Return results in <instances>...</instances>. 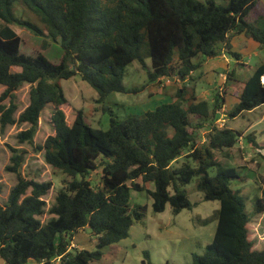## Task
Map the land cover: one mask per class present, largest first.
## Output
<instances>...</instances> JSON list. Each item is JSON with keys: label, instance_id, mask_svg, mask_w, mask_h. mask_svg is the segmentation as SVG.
Instances as JSON below:
<instances>
[{"label": "trees", "instance_id": "trees-1", "mask_svg": "<svg viewBox=\"0 0 264 264\" xmlns=\"http://www.w3.org/2000/svg\"><path fill=\"white\" fill-rule=\"evenodd\" d=\"M258 3L0 0V86L4 87L0 101L8 100L7 105L0 104V127L28 123L30 128L19 132L17 139L32 142L42 111L52 106L54 133L35 148L43 152L53 171L65 175L64 186L49 209L53 216L43 223L39 218L45 213L43 196L52 183L25 179L20 173L23 152L12 149L6 170L15 173L17 181L0 205V263L93 264L104 247L127 238L130 227L142 218L146 208L130 207L131 191H145L154 212L164 211L169 204L177 214L195 205L182 187L198 177L196 189L204 200L218 201L219 208L213 215L217 220L213 239L202 255L192 256V263L264 264V248L254 249L249 238L251 217L264 212V186L248 214L231 188V181L239 178L236 168H223L220 163L244 136L242 131L214 125L224 96L215 94L208 101L190 91L186 98L183 85L171 102L122 120L110 115L108 128L102 129L87 124L82 110L67 123L62 109L67 99L59 82L78 75L103 101L111 93L127 92L124 69L142 56L150 59L148 82L161 78L184 82L223 52L239 60V54L231 50L233 36L242 34L264 48V14L251 22L245 19ZM17 6L30 13L34 23L17 17ZM11 25L42 37L40 51L22 52V38ZM43 37L60 46L59 62L44 55L49 40ZM234 74L235 70L227 72V80L238 82ZM263 78L264 60L239 81L242 88L228 118L264 105ZM24 84L29 85V102L16 119L15 91ZM203 131H207L204 139ZM245 137L251 147L258 148L252 133ZM215 166L219 168L210 176L208 171ZM97 170L100 184L94 187L89 175ZM84 228L96 240L93 251L71 245L73 236ZM144 256L152 264L148 254Z\"/></svg>", "mask_w": 264, "mask_h": 264}, {"label": "rangeland", "instance_id": "rangeland-1", "mask_svg": "<svg viewBox=\"0 0 264 264\" xmlns=\"http://www.w3.org/2000/svg\"><path fill=\"white\" fill-rule=\"evenodd\" d=\"M210 1L217 5H224L228 0ZM14 12L17 17L21 16L34 23L31 14L23 13L21 6H17ZM261 14H264V0H259L258 5L245 19L251 22ZM11 26L22 38V52L32 54L40 51L42 37L36 36L19 25ZM43 38L47 39V37ZM231 50L233 51V48ZM238 52L242 61L230 56L231 61L226 68L224 60L229 57L223 52L225 57L220 55L213 58L209 65L204 64L191 73L184 82L175 78L170 80L162 78L153 83L148 82L147 71L150 69V59L142 56L141 61L134 60L124 69L122 82L127 92L111 93L103 101L98 100L99 96L95 88L81 80L78 75L60 80L67 99V103L62 106L67 123L71 124L75 113L82 110L87 124L107 129L110 115L119 120L128 115H141L162 103L171 102L183 85L187 87L186 98L190 91H194L198 99L208 101H211L215 94L224 96L225 104L222 107L228 114L237 102V95L241 91L242 84L239 81L249 76L255 66L264 60V48L262 47L255 49V52L244 53L242 48ZM43 53L50 61L59 62L62 50L58 44L49 40V47ZM238 62L240 64H237ZM232 70H235L234 77L239 80L238 82L227 80V72ZM3 89L4 87L0 86V95ZM14 101L17 110L13 116L17 119L29 102L28 84H24L15 91ZM183 103L185 105V101ZM0 104L7 105L8 100L0 101ZM51 109L52 106L49 105L42 111L32 142L20 143L17 139L19 132L30 128L28 123L19 122L7 125L3 130L0 127V205L5 203L10 189L17 181V175L6 170V167L11 164L12 149H15L17 152H23L24 160L20 173L25 179L52 183L50 190L43 196L45 213L39 217L43 223L53 216L49 213V209L54 204L57 191L64 186L65 178L61 172L53 171L51 166L44 161L43 152L35 148L43 143L47 136L54 133L50 123ZM224 123L226 127L242 131L244 135L229 150L231 156L221 158L220 163L223 168H236L239 178L231 181V188L238 193L245 205V211L251 214L255 199L261 196V188L264 186V105L243 112L234 118L226 117ZM206 133L207 131L201 132L203 139ZM250 133L259 143L258 148L251 147L246 140L245 136ZM181 161L182 159L175 165H179ZM218 168V166L211 168L208 171L209 175L214 176ZM197 178L193 177L182 187L190 202L195 205L177 214L172 213L169 204L166 205L164 211L156 213L152 208V198L145 191H131L130 207L142 205L146 208L142 218L130 227L127 238L104 247L102 256L94 260L93 264H148L144 253L148 254L152 264H193L192 256L202 255L213 239L217 225V220L213 215L219 208L218 201L203 199L202 193L196 189ZM89 179L94 187L98 186L100 170L92 172ZM29 192L30 190L27 194ZM249 238L253 241L254 249L264 248V212L251 217ZM72 242L77 245L78 249L95 250L96 240L89 228L77 232Z\"/></svg>", "mask_w": 264, "mask_h": 264}, {"label": "crops", "instance_id": "crops-1", "mask_svg": "<svg viewBox=\"0 0 264 264\" xmlns=\"http://www.w3.org/2000/svg\"><path fill=\"white\" fill-rule=\"evenodd\" d=\"M230 45L231 48H233V51L236 53H239L238 50H240L241 48L243 49L244 53H250L255 52V49L260 48L259 44L255 41H253L250 38H247L245 36L241 35H236L233 36L230 40ZM219 57V56H218ZM222 57L224 56V53L222 54ZM229 59H225L224 62L226 63V68H228V65L230 64V55L228 54ZM232 58V57H231ZM212 59H209L205 62V64L209 65V62H211ZM238 61H242L241 57H239ZM212 69V68H211ZM73 247L77 248V245L74 244V242H72L71 244Z\"/></svg>", "mask_w": 264, "mask_h": 264}, {"label": "built area", "instance_id": "built-area-1", "mask_svg": "<svg viewBox=\"0 0 264 264\" xmlns=\"http://www.w3.org/2000/svg\"><path fill=\"white\" fill-rule=\"evenodd\" d=\"M162 79V78H161ZM217 117L214 120V125L217 128H223L225 126V118L228 117L226 111L223 109V107H221L220 109H218L216 111Z\"/></svg>", "mask_w": 264, "mask_h": 264}, {"label": "bare ground", "instance_id": "bare-ground-1", "mask_svg": "<svg viewBox=\"0 0 264 264\" xmlns=\"http://www.w3.org/2000/svg\"><path fill=\"white\" fill-rule=\"evenodd\" d=\"M264 79V78H263Z\"/></svg>", "mask_w": 264, "mask_h": 264}]
</instances>
